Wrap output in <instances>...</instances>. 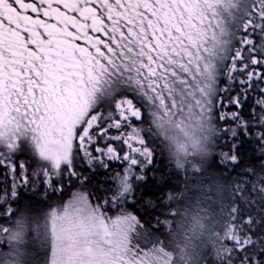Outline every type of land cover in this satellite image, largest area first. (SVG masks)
I'll list each match as a JSON object with an SVG mask.
<instances>
[{"label":"snow or ice","instance_id":"1","mask_svg":"<svg viewBox=\"0 0 264 264\" xmlns=\"http://www.w3.org/2000/svg\"><path fill=\"white\" fill-rule=\"evenodd\" d=\"M0 264H264V0H0Z\"/></svg>","mask_w":264,"mask_h":264}]
</instances>
